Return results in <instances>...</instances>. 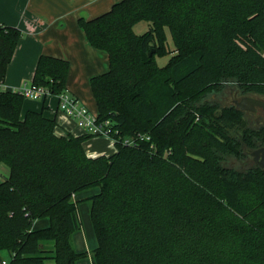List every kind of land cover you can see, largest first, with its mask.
<instances>
[{
	"label": "trees",
	"instance_id": "1",
	"mask_svg": "<svg viewBox=\"0 0 264 264\" xmlns=\"http://www.w3.org/2000/svg\"><path fill=\"white\" fill-rule=\"evenodd\" d=\"M140 21L150 27L137 34ZM78 24L107 54L89 85L98 116L117 130L114 151L87 154L91 134L62 132L42 110L21 115L23 94L0 89V264L87 256L72 244L84 201L91 264H264V167L223 163L244 155L228 142L253 148L264 127L245 126L236 106L194 101L226 83L264 95V0H118ZM20 36L0 25V85ZM68 70L40 54L31 83L58 95Z\"/></svg>",
	"mask_w": 264,
	"mask_h": 264
},
{
	"label": "crops",
	"instance_id": "2",
	"mask_svg": "<svg viewBox=\"0 0 264 264\" xmlns=\"http://www.w3.org/2000/svg\"><path fill=\"white\" fill-rule=\"evenodd\" d=\"M116 1L118 0H0V25L15 26L21 31L0 89L14 90L23 83L30 82L39 55L47 54L69 62L65 92L97 112L89 78L107 69V54L90 45L78 24V18L94 17L108 10ZM26 110H42L44 116L55 118L62 132L85 134L72 117L59 109L56 95L48 94L39 99L25 98L21 115ZM83 145L87 154L92 156L114 151L113 141L105 136L92 135ZM6 171V166L0 165V176ZM87 207L85 202L80 204V209L87 210ZM46 223V219L35 221L37 226ZM78 232L80 231L77 230L72 235L77 245L75 249L88 251L94 248V233L85 232L83 236ZM87 258V264H91L89 255Z\"/></svg>",
	"mask_w": 264,
	"mask_h": 264
},
{
	"label": "rangeland",
	"instance_id": "3",
	"mask_svg": "<svg viewBox=\"0 0 264 264\" xmlns=\"http://www.w3.org/2000/svg\"><path fill=\"white\" fill-rule=\"evenodd\" d=\"M150 27V23L147 21H140L137 22L134 26H133V30L135 33L137 34H141L144 31L148 30V28ZM167 45L169 46V49L172 47V41L171 38L169 36V34L167 33ZM171 55V53L164 55L162 57H157L156 61L159 65H163L165 64V62L167 61L168 57ZM195 98L194 101L196 103V106L198 105H203V104H208L209 106L212 107H221V106H235L234 105V101H240L243 97L245 96H251V97H256V93H241L238 88L233 84V83H226L223 85V87L220 90H210L207 89L205 91H202L200 93H196L195 94ZM257 97H259L260 99H262L264 101V95L262 94H257ZM243 120H244V124L247 127L250 128H258L261 127L263 125V123H259L257 122L256 118L254 117V115L252 113L249 112H244L243 113ZM235 137H237L238 131H233L232 133ZM238 147H241V144H238ZM248 154L247 152L244 153L242 158L236 157L235 155L232 154H227L224 156L223 158V163L225 165H229V166H233L236 168H244L247 165H251V159H248ZM94 190H86L85 192H83L82 194H88L90 192H92ZM85 203H87L86 201H84ZM82 202V203H84ZM88 205V203H87ZM80 217H81V227L78 231V233H81L83 236L85 232H90L93 233L89 219H88V207L87 210H84L83 208L80 209ZM81 235V236H82ZM75 236V235H74ZM72 244L74 246V248H76V241L75 238L72 237ZM88 250V249H87ZM89 255L90 250L86 251ZM87 256L80 258V262L77 263L78 264H87ZM4 257L6 258V255H4ZM76 263V264H77Z\"/></svg>",
	"mask_w": 264,
	"mask_h": 264
},
{
	"label": "built area",
	"instance_id": "4",
	"mask_svg": "<svg viewBox=\"0 0 264 264\" xmlns=\"http://www.w3.org/2000/svg\"><path fill=\"white\" fill-rule=\"evenodd\" d=\"M13 91H18L23 94L25 98L39 99L50 94L47 89L37 86L33 83H23L19 88ZM58 96V107L66 115L72 117L76 125L87 134L94 136H105L114 142L113 133L117 130L113 129L112 123L109 119L100 118L97 112L90 110L77 98L68 95L65 91L56 95ZM137 137H143L138 135ZM136 139V138H135ZM135 139L124 138L123 142L133 143ZM1 264H6L5 260H1Z\"/></svg>",
	"mask_w": 264,
	"mask_h": 264
},
{
	"label": "flooded vegetation",
	"instance_id": "5",
	"mask_svg": "<svg viewBox=\"0 0 264 264\" xmlns=\"http://www.w3.org/2000/svg\"><path fill=\"white\" fill-rule=\"evenodd\" d=\"M255 96L256 97H254V98H257V99L262 101L261 104L254 105L250 109L249 108H247V109L239 108L236 105V102H240V101H234V105L236 107H238L239 109H241L243 113L244 112L252 113L254 115V117L256 118L257 122H259V123L262 122L263 125H264V101L262 99H260L259 97H257V94ZM244 104L245 103H243V105ZM240 144H241V147L237 148L238 149L237 153L244 154L245 152H247V154H248L247 160L251 159V163L254 162V163H256L259 166L264 164V154H263V150H262L264 148V142L263 143H258L253 148L248 147L243 141Z\"/></svg>",
	"mask_w": 264,
	"mask_h": 264
},
{
	"label": "water",
	"instance_id": "6",
	"mask_svg": "<svg viewBox=\"0 0 264 264\" xmlns=\"http://www.w3.org/2000/svg\"><path fill=\"white\" fill-rule=\"evenodd\" d=\"M153 49H151L149 51V55L152 53ZM243 103H245L243 105ZM262 101L257 99V98H254V97H250V96H245L243 97L240 102H236V105L239 107V108H242V109H247V108H252V106L254 105H259L261 104ZM227 146L229 147V149H231L233 152L237 153L238 152V149L236 147H234L230 142L227 143ZM263 150V154H264V148L262 149ZM262 167H264V164L261 165Z\"/></svg>",
	"mask_w": 264,
	"mask_h": 264
}]
</instances>
